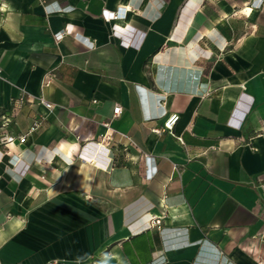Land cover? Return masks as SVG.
Returning a JSON list of instances; mask_svg holds the SVG:
<instances>
[{"label":"crops","instance_id":"0c3cea01","mask_svg":"<svg viewBox=\"0 0 264 264\" xmlns=\"http://www.w3.org/2000/svg\"><path fill=\"white\" fill-rule=\"evenodd\" d=\"M259 261L264 0H0V264Z\"/></svg>","mask_w":264,"mask_h":264},{"label":"built area","instance_id":"2783aa9c","mask_svg":"<svg viewBox=\"0 0 264 264\" xmlns=\"http://www.w3.org/2000/svg\"><path fill=\"white\" fill-rule=\"evenodd\" d=\"M255 4L259 6L260 5V1L256 2ZM106 16H107V18H113V17L117 16V14L114 13V12H111V13H108V15H106ZM39 101L42 102L46 107H48V108L51 107V103L48 102V101H45L42 97H40ZM119 111H120V106H115L114 109H113V113L117 114V113H119ZM177 119H178V114L177 113H171L166 118V120L163 122L162 127L153 128L152 131H154L156 133L161 132V130L171 131L172 128H173V125L177 121ZM39 123H40V121H34L33 124L31 125L30 129H34L35 127H37L39 125ZM14 140H15V138L12 137V136H4L2 138V142L4 144L9 143V142H13ZM19 141L23 142L24 141V136L19 137ZM160 223H161V218L152 215V216H150L148 226L149 227H154V226L158 227L160 225ZM257 264H264V263L259 261Z\"/></svg>","mask_w":264,"mask_h":264}]
</instances>
